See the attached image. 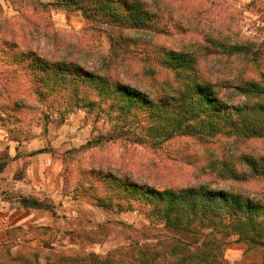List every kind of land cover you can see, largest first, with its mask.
<instances>
[{"label":"rangeland","instance_id":"374dc122","mask_svg":"<svg viewBox=\"0 0 264 264\" xmlns=\"http://www.w3.org/2000/svg\"><path fill=\"white\" fill-rule=\"evenodd\" d=\"M162 1L169 12H161L158 28L167 33L162 31L143 46L137 42L135 49L142 48L145 55H112L111 38L127 31L104 20H87L79 10L53 5L54 0H0V24L18 21L27 28V20L36 22L38 33L46 39L34 35L27 42L41 47L45 43L46 51L53 50L44 59H75L108 75L111 82L140 90L153 103L174 95L185 77L212 85L225 100L223 88L264 77V0ZM208 28L218 30V40L225 44L230 40L241 45L242 52L197 57L211 39ZM163 48L193 55L195 66L185 72L169 70L161 61ZM11 54L0 53V251L4 256L29 253L28 263L46 264L51 255H61L73 260L66 264H91L90 256L104 259L112 249H145L172 235L190 240L168 230L160 220H149L138 208L98 207L76 184L91 161L133 171L139 181L160 189L205 183L212 189L238 190L256 200L264 197V176L248 175L237 181L222 174L224 162L238 174L249 171L239 157H264V137L195 135L175 137L160 148L151 147L150 142L140 144L135 136L141 126L129 127L127 120L110 119L99 109L72 106L78 91L73 97L72 91L64 92L69 87L61 88L58 105L50 108V100L36 105L32 85L28 89L23 84L34 79L18 72L20 65ZM16 75L20 80L14 82ZM242 98L232 97L230 103H240ZM111 134L121 136L108 138ZM90 141L99 142L87 151L92 158L77 156L78 148ZM22 197L35 198L49 208L25 207ZM204 233L220 244L223 264H264V249L248 250L237 235Z\"/></svg>","mask_w":264,"mask_h":264},{"label":"trees","instance_id":"16d2710c","mask_svg":"<svg viewBox=\"0 0 264 264\" xmlns=\"http://www.w3.org/2000/svg\"><path fill=\"white\" fill-rule=\"evenodd\" d=\"M52 4L79 10L87 20H104L127 31L125 35L111 38L112 55L117 56L120 52L131 56L145 55L142 48L135 49L137 42L143 46V42L155 41L162 31V34L167 33L158 28V21L162 20L161 12H169L165 10L162 0H54ZM186 18L191 21V18ZM26 22L27 28L18 21L1 22L0 53H12L20 65L18 72L29 79L32 76L33 83L27 80L23 84L28 89V85H32L36 105L48 100L51 101L50 108L58 105L62 97L61 88L69 87L64 92L70 94L72 91L73 97H77L78 91V99L72 106L78 104L99 109L110 119L127 120L129 127L131 124L138 128L141 126L140 131L136 130L135 141L140 144L150 142L154 148H160L163 143L180 136L197 135L204 139L218 134L242 139L264 137V103H257L264 100V77L259 81H242L241 84L223 88L228 100L220 99L212 85L185 77L182 86L174 90V95H166L153 103L140 90L120 81L111 82L108 75L98 74L75 59H44L53 50L46 48L48 53L43 48L46 47L45 43L43 47L33 46L27 42V38L36 35L43 36L45 40L46 35L38 33L36 22ZM206 31L211 33L208 38L213 40L209 39L207 45L202 46V54H197V57L242 52L241 45L226 38L228 44L218 40L221 39L218 30L208 28ZM140 34L142 36L138 38ZM161 53L162 64L169 70L185 72L193 64L195 66V57L183 51L163 48ZM17 75L14 82L20 80ZM232 97H243V101L231 104ZM35 103L31 102V105ZM124 130L125 127L121 128V132ZM118 136L121 135L111 134L108 138L118 139ZM98 143L90 141L80 146L77 156L82 153L85 155L81 158H92V153L87 151ZM239 160L249 171L238 174L224 162L222 174L237 181L246 180L248 175L264 176V157L241 155ZM91 162L88 167L84 166V169L87 168L85 177L77 179L76 184L98 207L110 209L116 206L121 211L138 208L149 220H160L168 230L190 238L186 241L172 235L145 249H112L104 259L90 256L91 264H223L221 246L214 237L204 233L207 230L223 236L237 235L248 250L264 249V201H261L264 197L256 200L241 191L212 189L205 183L160 189L139 181L133 171L126 173L120 166ZM102 189H105L104 194ZM20 203L34 209L49 208L30 197L20 198ZM25 254L12 256L5 253L4 256L0 251V264H30V254ZM51 256L46 264L73 261L70 256Z\"/></svg>","mask_w":264,"mask_h":264}]
</instances>
